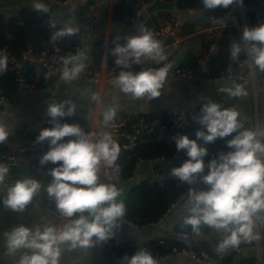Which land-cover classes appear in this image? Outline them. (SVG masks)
Wrapping results in <instances>:
<instances>
[{"label":"clouds","instance_id":"obj_1","mask_svg":"<svg viewBox=\"0 0 264 264\" xmlns=\"http://www.w3.org/2000/svg\"><path fill=\"white\" fill-rule=\"evenodd\" d=\"M202 4L208 10L228 9L233 5L242 6L243 0H202ZM33 7L35 11L49 12L48 6L41 2H35ZM56 22V19L51 20L50 26L55 28ZM79 31L74 24H64L54 32L53 38L76 36ZM137 31L138 35L125 37L123 44L119 43L121 37L113 38L111 55L121 68L114 83L122 93L134 99L158 98L171 65L166 62L163 45L152 31L143 25ZM241 41L247 47L241 42L232 43L230 59L238 61L243 52L249 68L264 72V23L245 26ZM87 59L85 50L63 57L59 79L66 84L79 79L87 67ZM142 61L162 66L130 70L133 64ZM6 68L7 58L0 56V73ZM220 91L231 98L247 95L245 87L235 81L231 86L221 87ZM91 99L100 102L97 93H92ZM75 109L71 100H52L47 105L52 126L43 128L36 137V142L47 141L49 145L40 164L55 165L49 169L52 180L46 188L47 194L55 200L59 214L68 222L60 227L48 224L43 228L20 224L8 231L5 234L8 255L21 249L29 250L20 257L18 264H59L61 245L69 244L73 249L88 248L107 241L126 214L125 204L119 199L121 189L115 183L100 181L102 169L116 167L120 146L109 131L86 132L79 124L62 123L60 118L72 116ZM102 116L101 123L106 129L115 121L117 110L109 107ZM239 117L240 112L235 107L222 108L220 103L207 99L199 114L193 117L200 125L195 138L187 134L174 138L176 150L184 151L188 159L172 168L171 175L188 185L202 177L208 186L202 190L189 188L185 204L188 215L183 223L190 225L197 234L202 225L223 233L216 248L218 254L238 247L241 242L257 239L256 222L264 219V142L258 138L264 134L244 128ZM229 136L232 137L227 140L230 151L220 152L209 160L207 174H204V157L208 155V149L198 141L208 144ZM66 137L69 139L65 141ZM7 138L8 131L0 123V143ZM8 174L9 167L0 163V184L5 182ZM41 187L40 181L30 176L17 179L7 189L3 204L14 212H23L40 193ZM122 260L123 264H158L157 258L143 248Z\"/></svg>","mask_w":264,"mask_h":264},{"label":"crops","instance_id":"obj_2","mask_svg":"<svg viewBox=\"0 0 264 264\" xmlns=\"http://www.w3.org/2000/svg\"><path fill=\"white\" fill-rule=\"evenodd\" d=\"M53 1L0 0V12L4 14L12 13L21 4L29 2H41L49 6ZM86 1L89 0H72L70 2L72 5L71 12L78 4H83ZM99 10L98 16L90 20L88 25L89 41L88 45L82 49L87 52V55L91 52L95 41L103 38L106 45L109 32L121 37L120 40H122L127 36L138 35L139 32L137 29L143 25L152 31L154 37L162 45L172 39H177L179 48L175 54L182 47H185V51L187 49H193L198 53V56H201L203 52H206L211 41L218 43L222 28L213 20H209L210 22L206 24L205 22L207 21L191 18L192 12L179 11L175 7L172 11L162 10L148 16L143 15V9L140 13L136 14L135 18L132 19V23L129 25L111 22V9L107 11L105 16H100ZM246 11L247 8L243 5H233L228 9L222 8L221 14L228 20L225 27L236 26L243 31L245 26L253 27L259 25L257 22L254 24L249 23ZM70 14L67 21L69 20ZM172 19L178 22L174 38L164 39L157 36L155 34L157 24H164ZM235 22L237 23L235 24ZM244 47L246 48L247 45H244ZM90 59L88 57L86 62H90ZM102 60V64L106 62L105 58ZM152 63L156 65L154 62ZM39 68L34 64L32 67H28L22 75L20 71H17V76L13 78L15 87L10 94V99L7 100L5 105L0 106V123L8 131L7 141L9 144L15 145L31 142L35 137L33 128L44 123H50V117L47 115V105L52 100L57 102L71 100L76 105L75 112L72 116H83L91 122L93 117H91L90 113L93 103H95L92 112L93 116L95 113L102 114L109 107H115L117 113L120 112L132 118L138 117L139 115H151L158 119H166L171 116V108L174 106L179 107L185 116L189 115L193 118L190 108H195L196 114L198 115L202 105L207 102V99H211L220 103L222 108L235 107L240 112L239 118L245 121L249 128L256 130L258 134H264V75L259 70L252 69V79L247 85H243L247 92V95L243 97L231 98L226 93L220 91V88L223 86H231L233 79L214 80L210 76L205 77L204 74L190 79L177 76L169 71L168 77L161 89V95L158 98L149 99L144 97L134 99L130 95L122 93L115 85V80H107L101 88H98L97 84L85 81L81 75L79 79L70 84H66L59 79L57 85L50 93H26L21 81H32L35 78H39L41 71ZM11 69L9 62H7L6 71L0 73V78L8 76V72H11ZM92 93L99 94L100 102H95L91 99ZM25 123H29L30 128L26 129ZM262 136L259 135L258 138L261 139ZM29 161L30 158L26 154L18 156V163L24 165L28 170L27 176L40 181L42 187L40 193L34 196L32 202L26 206L25 210L23 212H14L5 207L3 199L7 193H2L0 190L1 264H18L20 257L29 252L27 249H21L14 255L7 254L5 234L13 227L20 224H24L30 228H43V226L48 224H55L60 227L68 222L67 218L59 215H51L42 207V199L47 194L46 188L51 182L52 177L48 172L31 168ZM187 194L188 192L177 204L170 206L158 223L139 227L125 220H121L119 227L113 229L114 236L120 238L118 248L120 250L132 246L141 248L151 240H159L173 233L178 222L184 220L188 215L185 207L188 198ZM263 226L264 219L257 220L254 231L258 234V238L241 242L235 248L236 250H232L231 248L224 254H218L216 251L218 243L223 239V233L213 229L215 231L213 235L204 233L202 229L203 232H199L197 238L207 241L210 246V251L213 254L230 259V262H234L235 264H264V246L261 242V239L264 237ZM61 248L62 252L59 264H122L112 259L103 250L91 248L73 249L69 244L61 245ZM157 260L158 264H204L186 255H173L166 258H158Z\"/></svg>","mask_w":264,"mask_h":264},{"label":"trees","instance_id":"obj_3","mask_svg":"<svg viewBox=\"0 0 264 264\" xmlns=\"http://www.w3.org/2000/svg\"><path fill=\"white\" fill-rule=\"evenodd\" d=\"M54 1L64 2L65 0ZM92 1L93 0H89L83 4H78L72 10L69 20H66V22L62 24V27L64 24H74L78 26L80 29L79 33L72 37L66 36L59 39H53V44L62 50H72L73 46L80 37L81 32L83 31V22L87 10L86 8ZM146 1L149 0H117L111 7V22L121 25H129L132 23V19L135 18L137 11L141 8L143 2ZM164 1H173L174 7L179 11H195L204 9L210 20L224 18L221 14L222 8L214 10L205 9L202 4V0ZM33 5L34 3L31 2L24 3L18 6L12 13L4 14L0 12V48H4L13 57H19L25 52L35 56L51 48V40L48 29V15L43 11H35ZM243 6L247 8L246 15L250 24L256 23L257 18H262L264 21V0H243ZM209 22L210 21H207L205 23L208 24ZM162 25L163 23L157 24L156 29H159ZM220 32L216 50L214 54L208 58V76L211 78L217 74L223 73L227 66H230L234 70H238L240 68V62L247 59L243 52L241 53L238 61L234 62L230 59L231 44L234 42H241L243 45V42L241 41L242 31L236 26H227L222 27ZM114 37H116L114 33L109 32L106 45L103 38L93 43L92 50L87 55L91 58L89 66L93 69H98L102 65V59L104 58L106 60V65H111L113 55H111L112 46L110 42H113ZM123 40L125 39L120 41ZM181 46L183 45L181 44ZM205 54L206 52H203L201 56H198V53H196L193 49H187L182 55L178 68H189L194 70L198 66L199 59H202ZM160 66L162 65H155V67ZM39 69L41 70L39 73L40 76H43L44 71L41 68ZM130 70L141 71V68L139 64H133ZM261 73L264 75V72ZM15 76H17V72L11 69V72H8V76L0 78V93L5 95L8 99H10V94L15 87V83L13 82V78ZM117 115L125 120L126 128L128 129L131 128V123L137 118H132L120 112L117 113ZM140 116L146 118L154 117L151 115H139L138 117ZM186 117L191 120V126L183 130L182 135L187 134L190 138H195V132L200 128V125L189 115H186ZM60 119L62 123H76L79 124L86 132L89 131L90 121L83 116H69ZM163 120H165L170 126L174 123L171 116ZM241 122L243 123L244 128H249L245 121L241 120ZM170 132L171 131H168L163 138L158 140H146V138L142 137L136 141L132 149H121L116 163L120 167L123 176H129L131 174L134 163L140 158L163 157L170 159L168 161L169 165L167 168L169 172H171L172 168L180 166L186 159H188L186 153H183L179 156V160L173 162L172 155L176 151V147L175 142L170 138ZM226 139L228 138H218L214 142L208 144H204L203 141H198L199 144L208 149V155L204 157L206 165L204 174H207V163L209 160L218 156L220 152L230 151L225 143ZM261 140L264 142V135ZM100 181L115 183L117 186L116 181H107L101 174ZM185 187H188V184L180 182L174 176L166 178L162 185H158L155 181L144 179L135 181L133 186L121 198L126 207V214L122 220H126L139 227L155 223L158 219L164 216L172 205L175 197L181 193ZM207 187L208 186L203 183L201 177L198 179L195 189L202 190ZM183 221L184 220H180L178 222L174 232L188 233L192 238L191 248L196 252V254L204 252L212 258L218 259L221 264L231 263L230 259L213 254L210 251L208 242L198 239L197 233L193 232L191 226L185 225ZM202 229L204 230V233L215 234V231L206 225L201 226L200 232H203ZM173 233L159 240H151L141 248L150 251L153 256L156 254L166 255L171 253L173 250L182 249L184 245L173 237ZM261 242L264 246V237L261 239ZM141 248L132 246L126 249L135 253ZM233 249L235 248H232V250Z\"/></svg>","mask_w":264,"mask_h":264},{"label":"built area","instance_id":"obj_4","mask_svg":"<svg viewBox=\"0 0 264 264\" xmlns=\"http://www.w3.org/2000/svg\"><path fill=\"white\" fill-rule=\"evenodd\" d=\"M72 0H65L64 2L54 1L57 4H67L70 3ZM104 0H93L91 3L88 4L87 10L85 13V19L83 22V31L81 32L80 37L78 38L77 42L73 46L72 50H62L55 44H53V34L59 28L62 27V24H58L56 22V27L53 28L50 26V21L54 20L55 17L53 13L49 10L46 12L48 15V29L49 35L51 40V48L47 51L42 52L39 55H31L28 52L21 54L19 57L11 56L4 48H0V56H5L7 58V62H9L10 67L15 70L16 72L23 66L24 63L29 62L36 64L40 67L44 72L43 76L39 78H35L32 81H21L23 89L26 93H37V92H44L50 93L52 89L57 85L60 72L59 69L62 67V58L66 55H70L77 50H82L88 45L89 41V32H88V25L90 20L95 19L98 16V10L102 5ZM109 1V6L111 5L112 0ZM152 2V0L143 2L141 8L137 11V14L140 13ZM192 13L196 12H205L204 9H199L195 11H190ZM218 26L225 27L228 23L226 18H217L213 20ZM258 24L264 23L262 19H257L256 21ZM178 22L175 19H172L166 23H164L159 29L155 31V34L159 37L164 39L174 38L175 31L177 28ZM125 40L119 41V43L123 44ZM107 44V41H106ZM112 48L114 47L113 42H110ZM217 47V42L212 41L210 46L208 47L205 56L198 61V66L192 70L189 68H176L172 73L180 77H186L190 79L197 78L205 73V62L206 60L214 54ZM164 51L167 55V63L170 64L175 52L179 48V42L177 39H172L171 41L167 42L163 45ZM115 57L113 56V60L110 66H107L105 62L98 68L93 69L89 62H86L87 67L81 73V76L84 78L85 81L97 84L98 88H101L105 81L111 80L114 81L115 77L121 71V68L115 64ZM144 62L142 61L139 66L141 70L144 68ZM147 67L151 66L155 68V65L148 61ZM239 69L237 70L236 75L232 73V68L227 66L223 73L217 74L213 77L214 80H231L235 77L237 83L242 85H247L250 80L252 79L253 71L248 66V60H242L239 65ZM8 98L0 93V106H3L7 103ZM102 114L95 113L93 116L89 131L95 132V122H99L102 125ZM171 119L173 120V124L170 126L167 122L163 119H158L156 117L146 118V117H137L132 123L131 128H126V122L124 119L120 118L118 115L115 118L113 124L106 128L109 131L114 139L120 146L121 149H132L138 139L142 137L146 138V140H158L163 138L168 131L170 132V138L175 142L174 138L177 135H182L183 130L187 129L191 126V120H189L184 112L177 106L171 108ZM51 123H44L33 128V132L35 134L34 139L28 143H18V144H9L6 140L4 143H0V163L9 164V163H18V156L19 155H27L30 158L29 164L31 168L45 171L49 173V169L55 167V165L48 163L45 165L40 164L41 156L49 150V145L47 141L44 142H36V137L38 136L39 132L45 127H51ZM103 126V125H102ZM26 129L30 128L29 123H25ZM235 135V134H233ZM231 139L232 137H227ZM185 153L184 151H175L173 153V159L179 157L181 154ZM170 159H166L163 157H155V158H140L138 159L131 171L129 176H123V173L120 167L116 163L115 168H105L102 169L101 175L107 181H117L121 180V182H131L135 183L137 180H149L155 181L158 185H162L164 180L168 177H173L171 172L167 170L168 168V161ZM160 164L158 169L154 170V166ZM17 179H21L20 176H7L5 182L0 184V190L2 193H7V189L13 184ZM189 186L185 187L181 193H179L171 206L177 204L181 198L185 196L188 192ZM42 207L51 215H59V212L56 208L55 200L46 194L42 199ZM160 219H158L155 223H158ZM126 221V220H125ZM128 222V221H126ZM130 223V222H128ZM132 224V223H130ZM173 237L181 242L184 247L179 250H173L171 253L166 255H155V258H166L173 255H186L191 259L202 262L204 264H217L220 263L218 259H214L210 257L208 254L204 252H200L196 254V252L191 248V236L185 232H174ZM95 239V238H94ZM120 244V238L114 236L107 241H102L99 243H94L91 249L95 250H103L105 251L112 259L115 261L122 263V258L125 256L130 257L134 253L124 249L120 250L118 248Z\"/></svg>","mask_w":264,"mask_h":264},{"label":"water","instance_id":"obj_5","mask_svg":"<svg viewBox=\"0 0 264 264\" xmlns=\"http://www.w3.org/2000/svg\"><path fill=\"white\" fill-rule=\"evenodd\" d=\"M117 0H112L111 1V5L109 6V1L108 0H104L102 2V5L100 7V10H99V15L100 16H105V14L107 13V11L111 9L112 7V4L115 3ZM108 7H110L108 9ZM49 10L53 13L55 19L57 20V23L58 24H62L64 22H66V20L68 19V16L69 14L71 13V8H72V5L71 3H67V4H57L55 3L54 1L51 2L48 6ZM174 9V3L173 1H164V0H153V2L151 4H149L145 10H144V13L143 15L144 16H148V15H151L153 14L154 12H158V11H162V10H166V11H172ZM191 18H196V19H199V20H204V21H209L210 18L209 16L205 13V12H196V13H192L191 14ZM237 22H235L236 24ZM107 40V39H106ZM185 51V47H182L172 58L171 62H170V72H173L179 65V62L182 58V55ZM34 64L33 63H29V62H26L23 64V66L20 68V73L21 75L24 74V71L28 68V67H32ZM144 67H147V63L144 62ZM208 70H209V61L208 59L206 60L205 62V73H204V76L205 77H208ZM232 73L234 75H236L237 73V70H232ZM233 81H236L235 80V77L233 78ZM190 111L194 116H196V111H195V108L191 107L190 108ZM95 130L96 131H101V130H106L103 128V126L99 123V122H95ZM107 131V130H106ZM69 139L68 137L65 138V140ZM227 140H225V143L227 144ZM180 157H177V158H174L173 159V162L179 160ZM9 167V174L8 176H20L21 178L22 177H25L27 176V173H28V170L27 168L22 165V164H19V163H9V164H5ZM160 167V164H157L154 166V170L155 169H158ZM52 180V179H51ZM133 186V183L129 182H121V180H118L117 181V187L121 189V197L119 199H121L125 194L126 192ZM189 188H196L197 186V181L192 184V185H188ZM1 199V197H0ZM217 264H221V263H217ZM229 264H235L234 262H231Z\"/></svg>","mask_w":264,"mask_h":264},{"label":"rangeland","instance_id":"obj_6","mask_svg":"<svg viewBox=\"0 0 264 264\" xmlns=\"http://www.w3.org/2000/svg\"><path fill=\"white\" fill-rule=\"evenodd\" d=\"M82 79H84V78L82 77ZM94 107H95V103L92 104L91 113H90L91 117H93L92 112H93V110H94Z\"/></svg>","mask_w":264,"mask_h":264}]
</instances>
